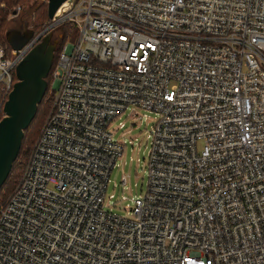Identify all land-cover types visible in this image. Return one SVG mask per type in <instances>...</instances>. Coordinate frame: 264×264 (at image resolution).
Segmentation results:
<instances>
[{"label": "built area", "instance_id": "2783aa9c", "mask_svg": "<svg viewBox=\"0 0 264 264\" xmlns=\"http://www.w3.org/2000/svg\"><path fill=\"white\" fill-rule=\"evenodd\" d=\"M63 23L50 108L0 204V264H264V0H65L0 45V118L15 65ZM128 107L154 122L120 216L103 205Z\"/></svg>", "mask_w": 264, "mask_h": 264}, {"label": "water", "instance_id": "95a60500", "mask_svg": "<svg viewBox=\"0 0 264 264\" xmlns=\"http://www.w3.org/2000/svg\"><path fill=\"white\" fill-rule=\"evenodd\" d=\"M65 0H46V16L51 19L54 12ZM15 10L13 11V14ZM32 35L20 30L6 31V42L10 49L17 51ZM48 32L33 46L14 67L16 81L12 84L2 106L0 118V186L6 179L17 156L23 130L33 118L37 104L46 90V76L51 66L52 47L45 49Z\"/></svg>", "mask_w": 264, "mask_h": 264}, {"label": "rangeland", "instance_id": "374dc122", "mask_svg": "<svg viewBox=\"0 0 264 264\" xmlns=\"http://www.w3.org/2000/svg\"><path fill=\"white\" fill-rule=\"evenodd\" d=\"M40 2L39 0H27L21 4V7H16V13L8 20L7 29L19 30L22 24L30 28L29 16ZM44 3L46 6V0ZM52 33L54 37L62 35L60 28L55 29ZM132 112L137 114L135 118L130 115ZM118 122L123 123L122 128H117ZM153 122L154 114L152 112L128 107L110 124L109 129L112 131L113 139L123 142V148L108 175L103 205L105 210L120 216L126 215L127 207L131 204L130 199L142 195L145 191L149 148V140L146 135ZM121 177L124 178L123 184L120 182ZM109 194H112V198L107 197Z\"/></svg>", "mask_w": 264, "mask_h": 264}, {"label": "trees", "instance_id": "16d2710c", "mask_svg": "<svg viewBox=\"0 0 264 264\" xmlns=\"http://www.w3.org/2000/svg\"><path fill=\"white\" fill-rule=\"evenodd\" d=\"M27 0H0V45H2L7 52L10 51V47L8 46L6 42V31H7V23L9 18L13 17V11L16 7L20 6ZM41 1L38 6L34 8L32 13L29 16V24L31 23L30 29L32 33H38L40 32L46 23L48 22V18L46 16V6L44 3V0ZM59 28L62 31V35L60 38H58V41L54 48V53L51 60V66L49 69V72L45 78L46 80V90L44 92V95L42 96L40 102L37 104L35 114L33 118L31 119L28 126L23 130V136L21 139L20 147L17 153V156L11 166V169L0 186V204H3L5 201L7 195L10 193V191L13 189L15 184L17 183L21 171L24 166V162L26 159V156L28 154V151L36 139L39 127L41 125V122L43 120V117L47 114L46 111L49 107L48 104H51V92L48 91L49 84H50V72L54 66V63L57 58L58 51L60 49L61 44L63 43L66 36H70V38H74L75 36V29L70 24L63 23L59 26ZM14 76V73H13ZM49 104V105H50ZM46 113V114H45Z\"/></svg>", "mask_w": 264, "mask_h": 264}, {"label": "flooded vegetation", "instance_id": "af4514ba", "mask_svg": "<svg viewBox=\"0 0 264 264\" xmlns=\"http://www.w3.org/2000/svg\"><path fill=\"white\" fill-rule=\"evenodd\" d=\"M16 29H13V28H8L7 29V31L8 32H13V31H15ZM20 31H22V32H24L25 34H27V33H29V31H31V29L30 28H28V27H26V25L25 24H22L21 26H20V29H19ZM49 32V31H48ZM48 32H45V33H43V34H41L40 36H39V38L36 40V42L33 44V46H35L37 43H39L40 41H41V39L48 33ZM58 36H56V37H54L53 36V33L52 32H50V36H49V38L45 41V49L48 47V46H50V45H53V47H52V52L54 53V48H55V45H56V43H57V41H58ZM32 46V47H33ZM31 47V48H32Z\"/></svg>", "mask_w": 264, "mask_h": 264}, {"label": "snow or ice", "instance_id": "6c2138e0", "mask_svg": "<svg viewBox=\"0 0 264 264\" xmlns=\"http://www.w3.org/2000/svg\"><path fill=\"white\" fill-rule=\"evenodd\" d=\"M120 39H121V40H125L126 37H123V36H122V37H120ZM141 47H143V46H141ZM133 55H135V52L133 53ZM171 98H172V97L170 96L169 99H171Z\"/></svg>", "mask_w": 264, "mask_h": 264}]
</instances>
